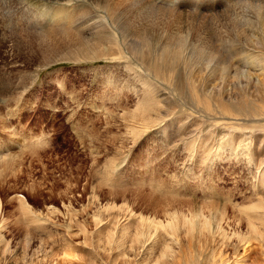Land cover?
I'll use <instances>...</instances> for the list:
<instances>
[{"label":"rangeland","instance_id":"1","mask_svg":"<svg viewBox=\"0 0 264 264\" xmlns=\"http://www.w3.org/2000/svg\"><path fill=\"white\" fill-rule=\"evenodd\" d=\"M155 1L182 11L159 15L155 29L186 40L190 26V42L214 47L213 56L177 59L173 87L129 71L137 66L131 41L126 53L108 55L116 50L111 28H78L82 11L97 20L106 9L0 0V264H264V117L253 114L264 109V88L246 82L241 63L247 54L264 59V12L256 8L264 0ZM124 4L125 16L139 11ZM233 4L253 7L223 17ZM188 12L206 20L192 22ZM141 23L147 30L150 18ZM96 35L105 37L100 57L86 44ZM263 61L254 72L264 74ZM182 68L200 71L191 82ZM141 82L168 96L158 108L174 111L167 123L143 128L138 108L153 90ZM202 92L223 109H200ZM137 225L145 230L138 239ZM29 239L43 249L26 258Z\"/></svg>","mask_w":264,"mask_h":264},{"label":"bare ground","instance_id":"2","mask_svg":"<svg viewBox=\"0 0 264 264\" xmlns=\"http://www.w3.org/2000/svg\"><path fill=\"white\" fill-rule=\"evenodd\" d=\"M50 1H53V0H50ZM56 1H58V0H56ZM67 1H70V0H67ZM84 1H86L90 5H92L93 8L95 7V9L97 8V9H106V10H103L102 13L104 15L101 16V19H97V20H94L92 17L90 18V15L84 14L82 12H85V11H82L81 12V16L82 17H86V18L89 17L90 20H92V21H91V23H89L88 20L85 18L84 20H82V22H80L79 26L77 25L78 28H81L83 30V32L84 31L85 32H89L88 33L89 35L97 33V32H95L96 30H92L91 29V27H93V26H98L103 31H104V28H111L112 31L108 32V34L112 35L110 41L112 42V45L114 47H116V50L115 51H112V50L111 51H107V54L110 55V56L111 55H115L116 56L118 53H122L123 54V52L126 53L127 51H126V49L124 47V44L127 41H131V42L135 43V47L132 50V54L134 55V57L136 59V60H134V63L137 66L128 65L129 71L136 72V71H140V69H141L144 72L149 73L161 86L167 87V86L171 85L173 87L172 84L175 85V83L176 84L180 83V80L177 77L179 76L178 72L181 70V67L175 63L177 59H180L181 57H186L187 55L190 56L189 53H192V55L194 53H197V52H201L202 53L203 52L202 50L206 51L208 54L213 56L214 47L212 46V43L207 42L206 39L197 40L198 42L201 41L200 42L201 44L195 43V45H194L193 42H190V40L194 39L193 38V34L191 35V29H194L193 27L192 28L190 26L188 27V29H190L189 30L190 32L188 33L189 35L186 34L187 35L186 36V40H185V38L178 39L180 36H175L174 34L171 35L170 32L167 29L166 30H160V29L157 30V28L155 29V27H154V25L156 23L155 20L158 17L157 19L159 21V15H168L170 13H173L174 15H177V14L180 15L182 13V11L173 10L171 7H170L171 9L164 8V6H165L164 3L163 4L162 3L159 4L155 0H119L118 2H114L112 0H84ZM128 2H131V4L134 5V6H138V10L139 11H134V13H132L130 11L131 14L128 15V16H125V13L127 11H129V10H127L126 7H124V6H127L124 3H128ZM242 7H244V8H242ZM249 7H253V5L252 4L251 5L244 4V5L240 6V7H236V5L233 4V5L229 6L228 8H225L226 10H222V12L226 13V14H224L223 17L229 16V15H236V16L240 15V16H242L243 14H247L246 12H248V11H246V9L248 10ZM256 8H257V12H258V10H262L264 12V1H263L262 5H258V6L256 5ZM157 10H159V11L156 12ZM230 11L233 12V13L229 14L228 12H230ZM28 12H29V14H31V15H33L35 17H36V15L39 18L42 17V14L37 13V11H35L33 9L29 8ZM187 15H188V17L190 18V20L192 22H196L200 18L206 20V18H205V16L203 14H199L197 12H188ZM145 16L150 18V26H148L147 30L143 27V25L141 23L142 18L145 17ZM210 19L212 20V18H210ZM193 25H195V24H193ZM179 28H180V26H179ZM117 29H120L122 32H124V34L122 33V35L120 36L117 33ZM113 31L116 32V34H114ZM261 31H263L262 32L263 36L261 38L264 39V24H263V27H262ZM185 32L187 33L186 30H185ZM242 33H243V36L245 38L250 37V39H253L252 36L250 35V33H251L250 30H246V28H245L242 31ZM205 34H206V32H205ZM180 35H181V32H180ZM182 35H183V33H182ZM182 35H181V37H182ZM239 35L240 34H238V36ZM79 36L82 39V37H83L82 34L79 33ZM104 38L105 37H103L101 35H96V36L87 38V40H86L87 43L86 44L89 43L90 45H93V47H94V49L92 51H90V53L92 55H95L94 57H100L101 55H104V53H105L104 49L102 50L100 48L105 42V41L103 42V40H105ZM197 38L195 37V39H197ZM198 39H200V38H198ZM96 45L98 46L97 48H95ZM122 54L120 56L124 57V55H122ZM142 58H146L147 62H143V61L138 62ZM261 58H259L257 56H252V55L247 54V55H245L243 57V59H245L244 61L246 63L245 62H241V63H244L243 66L246 67V69L249 68V70L247 69V70L244 71V75L246 77V82H250L251 83V82L255 81L256 83L255 82L254 83L257 85V87L260 86V88L263 89L264 88V74H260L261 71L258 72V73L254 72V71L258 70L257 68H262V65L260 64V66H261L260 67L259 64H258L259 62L264 60V59L262 60ZM240 61H242V60L240 59ZM240 61H239V63H240ZM182 62H183V60H182ZM179 64H180V62H179ZM186 69L187 68H182V70L186 71L188 76L191 77L190 80L192 82L194 80V77L196 75L198 76L200 70H196V69L190 68L188 70V72H187ZM250 70H253V72H251ZM132 74H134V73H132ZM137 75L140 76L139 74H137ZM208 81H209V79H206V82H208ZM203 82L204 81L202 80V83ZM141 83H143V86L145 85V88L153 90L152 93L149 92V91H146L147 93L142 97V100H144V102L141 103L144 106H141L140 108H138L139 109L138 116H139V118L141 120V123H143V125H144L143 128H145V129L147 128L148 129L150 126L155 125V124H157L159 122H162V121H164V123H167V120L165 119L166 116L167 115L169 116V115L173 114L174 111L172 113V112H169L170 111L169 108H165V109H162V110H160V109H161V107H166V106H163L162 103L165 102L166 99H169L168 96H167V98L166 97L164 98L162 93H158V92H160L159 90H157V88H159V87H157L154 82H151L152 84L149 83V82H141ZM237 83L239 84V81H237ZM187 85H188V83H187ZM256 85H255V87H256ZM8 93H10V92H8ZM196 101H197V103H200L202 105L204 103V105H203L204 107L202 106L200 108L202 110L205 109V110H209L210 112H214L216 110L213 109V107L221 108V103H220L219 100H213L211 96L207 95V93H204V92L201 93V96L199 98H197ZM213 103H215V104H213ZM206 104L207 105L208 104H212V107L209 108V107H207ZM158 108H160V109H158ZM221 109H223V108H221ZM153 112H155L154 116H152ZM220 112L222 113V111H220ZM238 112L235 111V113L237 115H238ZM221 113H218V114H221ZM231 113H233V112H231ZM210 114H212V113H210ZM236 114L234 115V118L236 117ZM246 114L248 116H251V115L254 114L255 116L264 117V109L262 108L259 112L255 111V112H253V114L245 113L244 115H246ZM202 116H205V113ZM212 117H213V115H212ZM208 118H210V117H207L206 119H208ZM187 121L189 123V119ZM230 123H232V125L230 124L231 126H234L233 124H235V122H230ZM235 125L238 126V125H242V124H235ZM225 126L227 127V125H225ZM260 127H261L260 130L262 131L263 136H264V124L260 125ZM232 128H234V127H232ZM257 181L259 183H264V170H263L262 173L259 174ZM143 223H145V222H143ZM147 223H148V221H147ZM140 224H142V220H141ZM156 225H154V226H156ZM142 226L143 227L144 226L149 227V226H147V224L146 225L142 224ZM201 226H202V228H206V226H208L207 225V221H204ZM138 227L139 226L137 225L136 226V230L137 231H136V234H135L137 239L139 238V236H141V233H144V231H145V230L143 231L141 229L142 227L139 228V229H138ZM125 230H126V228H124L122 231L125 232ZM109 238H110V236H109ZM30 240L31 239H29L27 241V244L29 243L27 245V249L26 248L24 249L26 258L27 257L30 258L33 255L35 256V255L39 254V252L42 251V249H43L42 246H37V247H35V249L34 248L32 249L33 241H30ZM112 240H113V238L112 239H107V242L110 243ZM26 252H29L30 254L29 253L27 254ZM76 260H82V259L77 257ZM63 262H65V261H63ZM124 264H126V262Z\"/></svg>","mask_w":264,"mask_h":264}]
</instances>
